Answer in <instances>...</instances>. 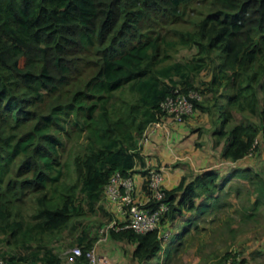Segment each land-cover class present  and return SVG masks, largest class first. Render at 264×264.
<instances>
[{
	"label": "trees",
	"instance_id": "1",
	"mask_svg": "<svg viewBox=\"0 0 264 264\" xmlns=\"http://www.w3.org/2000/svg\"><path fill=\"white\" fill-rule=\"evenodd\" d=\"M199 3L208 12L193 21L187 8ZM188 24L192 29L178 28ZM177 47L196 53L166 64ZM206 69L210 79L201 89L191 76ZM176 90L213 95V106L202 98L195 112L215 116L223 159L242 162L257 138L262 157L264 0H0V236L27 253L0 248V260L67 264L45 239L96 213L114 173L133 175L143 160L140 139ZM235 111L257 121L244 118L228 129ZM72 133L83 140L81 150L64 160V138ZM220 178L208 170L165 189L169 212L161 227L210 211L228 180ZM256 191L264 198V180ZM100 236L82 232L77 244L86 253ZM107 239L134 245L139 264L165 249L158 231L111 229Z\"/></svg>",
	"mask_w": 264,
	"mask_h": 264
},
{
	"label": "rangeland",
	"instance_id": "2",
	"mask_svg": "<svg viewBox=\"0 0 264 264\" xmlns=\"http://www.w3.org/2000/svg\"><path fill=\"white\" fill-rule=\"evenodd\" d=\"M207 12L205 6L200 3L187 8V16L193 21L203 19ZM178 28L183 30L192 29V25H180ZM195 53V49L177 47L173 51L170 50L172 59L167 61L166 64L188 62L194 57ZM191 78L198 87L204 89L206 86H203V84L209 81L210 72L206 69L199 74H193ZM202 98L205 104L207 103L210 106H213L216 102L211 94H207ZM234 116L235 120L227 126L228 129L240 120H244V118L257 121L255 117H249L248 114H241L236 111ZM198 117L200 120L202 115H198ZM201 126L202 129L200 130H203V125ZM216 130L217 128L209 129L206 126L204 138H210L209 134L215 136L214 132ZM199 141L200 144H205L203 137L199 138ZM64 143L63 159L69 160L73 154L81 150L83 140L77 139L76 135L72 133L69 137L65 135ZM258 156L256 155L254 159H251L254 161L247 164L246 167L248 168H245L246 170L243 168L242 172L244 173L238 174L229 183L222 185V191L217 194L216 205L210 207V211L205 214L200 211L201 215L195 218L193 225L187 227L189 229L187 234L183 235L182 240L171 243L169 245L171 247L167 243L164 252L158 258L145 264H219L226 255L235 256L239 260V264H264V198H259L256 191L258 184L261 180H264V164L257 158ZM70 175L68 180L74 181L75 174L70 172ZM258 200H260V204L255 207ZM23 212L26 219L30 220L29 217L33 214V211L29 201L26 202ZM117 220L109 202L103 199L99 203L96 213L74 219L64 232L51 238V240L46 238L45 242L50 243L61 258L65 260V253L71 247L78 245L77 241L82 232L96 233L99 231L100 233L103 228ZM195 223L196 225H194ZM184 224H186L185 220L184 223L181 220L178 221L175 225L176 230H180V227ZM110 242L112 241L107 239L104 243H97L98 245H95L97 253L100 248ZM0 248L18 252L22 257L27 254L22 248L8 247L4 243L3 236H0ZM120 248L122 252L130 253L131 248L129 245L123 244ZM168 248H170L169 257L166 253ZM127 264L134 263L128 261Z\"/></svg>",
	"mask_w": 264,
	"mask_h": 264
},
{
	"label": "crops",
	"instance_id": "3",
	"mask_svg": "<svg viewBox=\"0 0 264 264\" xmlns=\"http://www.w3.org/2000/svg\"><path fill=\"white\" fill-rule=\"evenodd\" d=\"M198 115H202L200 120L198 119L200 117H198ZM216 122L215 116L213 117L207 113L198 111V113L195 112L192 117L188 118L182 124H173L168 128L157 129L151 136V142L141 148L140 152L143 160L138 163L133 172L137 182L138 193L142 194L144 192L143 186L146 181L144 172L149 163H152V166L162 173L163 187L166 190H172L177 187L183 177H187L188 181H191L194 176L208 170L219 171L222 177L220 178V182L228 179L223 184L226 185L231 179H233V177H235L233 172L243 171L245 168L247 169V164H251V162L254 161L251 159L255 158V154L253 156L246 157L240 163H235L221 157L225 147V141H218V144L216 137L210 134V138H204L206 126H208L209 129H214L218 126ZM201 125H203V130H200L202 129ZM261 131L259 133V138H261ZM202 137L205 144H200L199 138ZM257 158H259L264 164L262 157ZM202 201L203 200L197 201V206L200 205ZM109 204L112 207L115 218L117 217V219H119L114 206L111 203ZM201 212L202 214L207 213V211ZM201 212L196 210L194 212L185 213L173 224L167 223L165 226L160 227L162 232L170 231L172 233L169 240L164 244V248L167 243H169V246L175 241L182 240L183 235L187 234V230L189 229H187L189 226L187 223L188 220L191 218L194 221V218L199 217ZM180 220L183 221V223L185 220L186 224L181 226L180 230L177 231L175 225ZM193 221L190 225H193ZM194 225H196V223ZM180 233H182L181 237H176V235ZM112 242L105 244L104 247L100 248V251L98 250V255L105 257L110 264H127L128 261L134 264H139L137 261L132 259L131 254L134 249V245L127 242ZM120 244L129 245L131 248L130 253L127 254V252H122ZM96 245L98 244L96 243ZM168 250H170V248H168Z\"/></svg>",
	"mask_w": 264,
	"mask_h": 264
},
{
	"label": "built area",
	"instance_id": "4",
	"mask_svg": "<svg viewBox=\"0 0 264 264\" xmlns=\"http://www.w3.org/2000/svg\"><path fill=\"white\" fill-rule=\"evenodd\" d=\"M201 94L197 91L182 93L176 90L173 95L160 104L157 121L152 123L139 141V147L148 145L151 136L157 129L168 128L173 124H182L186 119L195 114V102L201 101ZM262 159L264 161V128L261 131ZM260 139L257 138L249 156H253ZM148 192L138 193L137 182L134 175L114 173L104 188V198L111 203L118 215V220L100 231L99 243L107 241L111 229L132 230L136 234L145 235L159 232V239L163 244L171 237V232L160 230L164 216L169 212V206L164 202L165 188L163 187L162 173L149 163L146 170ZM67 264H110L109 261L99 256L96 247L87 251L76 245L65 253ZM0 264H8L0 260ZM219 264H239L235 256H230Z\"/></svg>",
	"mask_w": 264,
	"mask_h": 264
}]
</instances>
